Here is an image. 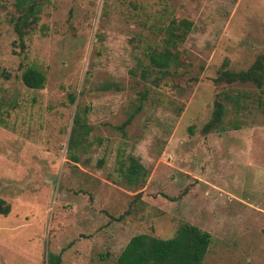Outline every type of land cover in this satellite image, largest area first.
I'll return each instance as SVG.
<instances>
[{"label":"rangeland","instance_id":"1","mask_svg":"<svg viewBox=\"0 0 264 264\" xmlns=\"http://www.w3.org/2000/svg\"><path fill=\"white\" fill-rule=\"evenodd\" d=\"M35 1L21 39L24 12L0 0V264H117L134 236L170 239L184 223L212 236L203 264H264V111L228 100L226 130L202 134L219 97L264 100V86L215 82L225 62L238 72L264 56V0ZM183 20L184 67L143 81L149 51ZM28 68L43 89L24 85ZM78 110L91 132L76 162ZM130 158L145 182H128Z\"/></svg>","mask_w":264,"mask_h":264},{"label":"trees","instance_id":"2","mask_svg":"<svg viewBox=\"0 0 264 264\" xmlns=\"http://www.w3.org/2000/svg\"><path fill=\"white\" fill-rule=\"evenodd\" d=\"M18 6L22 9L23 17L15 24V30L22 39L26 34V29L36 22L38 7L35 0H17ZM32 19V21H30ZM193 30V23L183 20L179 23L173 21L166 29V38L161 48L151 49L147 55L148 67L141 71L140 77L143 81L157 87L161 86L164 80L177 76L179 70L184 67L181 59L179 45L184 44L187 36ZM229 64L225 62L215 82L218 85L251 84L257 89L264 86V56H259L253 65L247 70L233 71L228 69ZM8 79V73L0 67V80ZM24 85L29 89L40 90L44 88L46 82L45 75L37 69L28 68L22 75ZM142 99L148 97V92L141 94ZM231 101L235 110L246 109L249 104L264 111V100L260 97H252L247 92H238L235 96L225 94L219 97L214 104V112L210 121L203 127L202 134L209 135L215 132H224L226 107L225 102ZM70 102H75V96H70ZM142 109L140 106L134 111L123 127L128 126ZM91 127L87 124L86 110H78L74 117L69 151L73 153L72 159L78 161V152L83 143L90 135ZM131 164L126 172L128 182L137 183L147 176L144 167L135 159L130 158ZM145 182V181H144ZM11 207L0 198V214L8 216ZM212 244L210 233L198 227L184 223L179 226L173 238L162 239L148 234L134 236L117 258V264H203ZM61 255H49L48 264H61Z\"/></svg>","mask_w":264,"mask_h":264}]
</instances>
